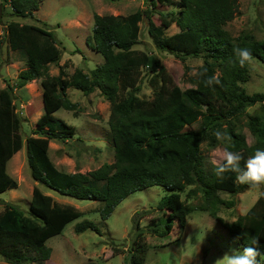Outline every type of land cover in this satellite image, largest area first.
<instances>
[{"label": "trees", "instance_id": "obj_1", "mask_svg": "<svg viewBox=\"0 0 264 264\" xmlns=\"http://www.w3.org/2000/svg\"><path fill=\"white\" fill-rule=\"evenodd\" d=\"M41 0H0V18L8 5L12 15L33 17ZM140 7L127 14L93 13L91 35L86 39L91 48L103 56L101 63L88 72L76 67L66 75L63 68L49 74L48 64L59 58L53 31L45 26L12 19L1 26L0 56L4 41L26 62L14 83L0 89V193L17 187V180L8 173L9 158L23 145L20 120L15 110L14 89L39 78L43 111L35 121L34 135L25 138L26 158L34 180L54 191L74 198L97 199L102 219L131 192L150 185L165 187L166 193L157 207L169 209L168 218L148 224L153 232L165 234L178 223V233L184 228L185 215L192 209L207 211L227 229L237 245L257 247L264 254V188L242 214L230 222L218 215L221 205L230 207L220 191L239 192L249 188L241 184L236 174L217 176L214 164H205L201 142L213 146L224 143L229 151L242 154L241 168L257 149H264V91L247 92L242 85L250 75L249 64L241 67L234 49L247 48L253 58L264 61V38L250 31L232 36L224 25L238 8V0H143ZM157 4L177 5V9L161 13L160 23L151 16ZM147 19V32L154 45L180 58L200 56L202 62L187 80L194 86L193 94L207 104L204 109L191 92L180 88L163 64L157 60V74L152 80V96H139L143 68L148 66L147 51L133 47L139 41V21ZM174 23L178 29L167 33ZM220 79L218 85H207L209 77ZM73 86L87 94L98 88L109 101V140L113 161L83 171L58 168L48 154L50 139L67 140L75 134V126L56 115L60 108L73 110L77 102L66 95ZM259 103V108L247 113L246 124L253 136L251 143L235 124L247 106ZM226 131L231 139L218 142L212 134ZM191 185L187 196L200 194L196 203L183 204L180 193ZM83 214L70 203H60L37 185L31 190L27 209L4 202L0 210V256L9 263L35 262L44 264L51 254L46 240L60 233L71 220ZM162 227V228H161ZM76 232L97 230L96 224L83 218L74 225ZM142 228L135 221V238L131 244L130 264H144L145 246L139 238ZM258 240L251 245V240ZM135 252L132 254V252ZM86 264H98L89 261Z\"/></svg>", "mask_w": 264, "mask_h": 264}, {"label": "rangeland", "instance_id": "obj_2", "mask_svg": "<svg viewBox=\"0 0 264 264\" xmlns=\"http://www.w3.org/2000/svg\"><path fill=\"white\" fill-rule=\"evenodd\" d=\"M140 7H146L143 0H41L33 17H19L12 15L8 5L4 8L0 18L1 26L8 20L30 22L51 29L57 38L56 48L59 58L48 64L49 74L56 75L63 68L66 75L79 67L88 72L103 60V56L87 44L86 39L91 35L93 13H113L127 15ZM177 5L157 4L152 10V20L160 23L161 13L166 10L177 9ZM0 26V36H1ZM139 41L133 47L147 51L148 66L143 68V75L139 83L138 95L150 98L152 80L157 74L155 61L163 64L173 81L182 89L193 94L194 86L187 80L188 72L183 73L184 65L190 67L192 73L202 62L200 56L187 55L184 58L168 50L154 45L147 32V19L139 21ZM224 27L235 36L240 32L250 31L257 38H264V0H238V8L234 17ZM178 27L172 23L167 33L176 31ZM26 62L15 50L8 49L5 41L0 56V89L7 82L14 83L18 72L25 68ZM250 75L242 85L249 93L264 91V61L253 58L249 64ZM40 79L35 78L21 87L14 89V102L20 100V132L23 137L22 147L7 161L6 170L17 180V187L9 188L0 193V210L4 202L15 203L22 209H27L31 190L37 185L43 192L51 194L60 203H70L83 214L68 222L63 230L49 237L46 244L51 247V254L44 264H86L95 261L98 264H130L131 244L135 238V221L142 228L140 239L144 242V264H215V261L232 248L243 250L227 233V229L217 222L207 211L192 209L185 215V224L178 233V223L173 220L168 233L153 232L148 224L158 222L170 216L169 209H160L157 204L166 193L161 185H150L137 189L123 198L113 209L111 214L102 219L97 207L101 202L97 199H79L60 194L46 185L34 180L29 171L26 158L25 138L34 135L33 129L37 117L43 111L41 100ZM66 95L77 102V108L67 110L58 109L55 113L75 126V134L67 139H50L48 154L54 164L65 171H83L96 168L103 162L113 161V147L109 140L108 116L109 101L96 88L90 93L68 86ZM204 109L209 110L207 104L197 98ZM259 103L247 106L235 120L236 127L242 131L246 141L251 143L253 136L247 127V113L259 108ZM16 110V107H15ZM205 164L209 165L215 159L219 163V155L226 151L224 143L209 145L207 140L201 142ZM188 185L180 193L183 204L196 203L201 199L199 193L187 196ZM250 186L239 192L220 191L225 199L233 200V205H221L218 215L225 222H230L242 214L253 203L260 190ZM87 218L92 220L97 230L85 229L76 232L74 225ZM162 228V227H161ZM135 239H138L135 238ZM135 252L133 251L132 254ZM0 264H12L0 256ZM21 264H36L24 262Z\"/></svg>", "mask_w": 264, "mask_h": 264}, {"label": "clouds", "instance_id": "obj_3", "mask_svg": "<svg viewBox=\"0 0 264 264\" xmlns=\"http://www.w3.org/2000/svg\"><path fill=\"white\" fill-rule=\"evenodd\" d=\"M234 52L241 67L250 64L253 60L252 53L247 48H236ZM206 83L209 86L218 85L220 79L216 76L209 77ZM212 134L218 142H227L231 139L226 131L220 129H216ZM218 159L219 163L215 159L212 161L217 176L232 172L236 174V179L241 184H249L253 187L264 185V149H257L254 155L245 161L243 168L240 166L243 156L239 152L226 150ZM251 245L258 246V240L252 239ZM215 264H264V254L260 253L257 247L252 246L245 247L242 251L232 248L222 258L217 259Z\"/></svg>", "mask_w": 264, "mask_h": 264}, {"label": "water", "instance_id": "obj_4", "mask_svg": "<svg viewBox=\"0 0 264 264\" xmlns=\"http://www.w3.org/2000/svg\"><path fill=\"white\" fill-rule=\"evenodd\" d=\"M15 107H16V113H17V115H18V117H19V120L21 121V115H20V100L19 99H16L15 100ZM38 182H40L39 180H37Z\"/></svg>", "mask_w": 264, "mask_h": 264}]
</instances>
